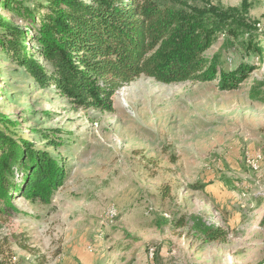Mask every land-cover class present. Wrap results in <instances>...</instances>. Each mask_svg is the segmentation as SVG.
I'll return each instance as SVG.
<instances>
[{
    "label": "rangeland",
    "instance_id": "obj_1",
    "mask_svg": "<svg viewBox=\"0 0 264 264\" xmlns=\"http://www.w3.org/2000/svg\"><path fill=\"white\" fill-rule=\"evenodd\" d=\"M244 2L264 32V0H154L187 22L199 20V9ZM214 38L202 54L218 62L213 81L141 77L114 94L111 113L75 108L0 56V114L16 122L15 138L37 148L41 133L59 130L61 145L49 151L67 173L47 206L12 200L17 212L0 221L11 264L264 263V94L248 98L256 84L264 92V44L257 59ZM238 68L250 70L235 90L220 91V74ZM191 218L223 230L224 242H203Z\"/></svg>",
    "mask_w": 264,
    "mask_h": 264
},
{
    "label": "trees",
    "instance_id": "obj_2",
    "mask_svg": "<svg viewBox=\"0 0 264 264\" xmlns=\"http://www.w3.org/2000/svg\"><path fill=\"white\" fill-rule=\"evenodd\" d=\"M38 4L0 0L1 10L20 23L0 14V56L35 87H51L81 110L111 113L114 94L141 77L163 85L213 81L218 62L202 54L216 35L223 37L222 49L236 46L257 59L263 50L264 32L249 20L245 2L239 8L199 9V20L193 22H187L183 13L156 6L154 0H41ZM248 70L221 73L218 89L235 90ZM260 87L250 89V100L264 94ZM0 125V221L4 222L17 212L14 199L49 205L67 173L61 159L49 151L61 145L59 130L41 133L45 146L37 148L15 138L16 122L2 114ZM191 219L190 229L203 242H224L223 230ZM175 225L186 223L180 218ZM259 226L264 229V215ZM13 238L17 248L26 251L24 241ZM10 248L8 237L0 234V264H11ZM153 259L157 261L158 255Z\"/></svg>",
    "mask_w": 264,
    "mask_h": 264
},
{
    "label": "water",
    "instance_id": "obj_3",
    "mask_svg": "<svg viewBox=\"0 0 264 264\" xmlns=\"http://www.w3.org/2000/svg\"><path fill=\"white\" fill-rule=\"evenodd\" d=\"M264 264V263H263Z\"/></svg>",
    "mask_w": 264,
    "mask_h": 264
}]
</instances>
